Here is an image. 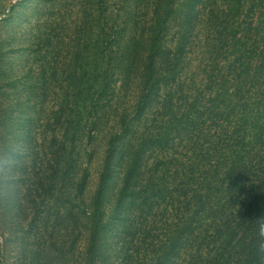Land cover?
<instances>
[{"label": "trees", "instance_id": "obj_1", "mask_svg": "<svg viewBox=\"0 0 264 264\" xmlns=\"http://www.w3.org/2000/svg\"><path fill=\"white\" fill-rule=\"evenodd\" d=\"M50 4L54 14L61 6L63 41L37 89L42 100L53 89L61 130L49 190L58 174L63 228L58 244L36 250L43 261L52 253L42 263L259 264L264 0ZM103 128L102 166L85 200L76 145Z\"/></svg>", "mask_w": 264, "mask_h": 264}, {"label": "rangeland", "instance_id": "obj_2", "mask_svg": "<svg viewBox=\"0 0 264 264\" xmlns=\"http://www.w3.org/2000/svg\"><path fill=\"white\" fill-rule=\"evenodd\" d=\"M53 8L50 0H0V264H44L52 253H43V261L36 250L50 240L56 244L61 240L63 203L58 174L49 190L50 158L56 156L52 139L57 143L61 130L52 122L53 89L49 86L43 100L37 89L42 63L54 64L62 47L63 30L55 15L61 6L55 14ZM107 130L88 132L76 145L77 175L86 177L85 200H90L97 185ZM116 165L121 172V161L117 159ZM55 168L59 170V165ZM119 176L106 190L108 208L113 205Z\"/></svg>", "mask_w": 264, "mask_h": 264}, {"label": "clouds", "instance_id": "obj_3", "mask_svg": "<svg viewBox=\"0 0 264 264\" xmlns=\"http://www.w3.org/2000/svg\"><path fill=\"white\" fill-rule=\"evenodd\" d=\"M256 221V242L255 252L260 258L259 264H264V215L255 219Z\"/></svg>", "mask_w": 264, "mask_h": 264}]
</instances>
